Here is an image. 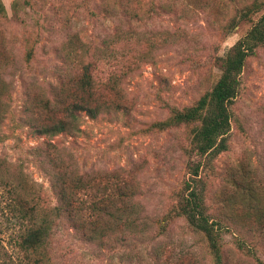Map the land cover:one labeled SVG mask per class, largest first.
<instances>
[{
  "label": "rangeland",
  "instance_id": "1",
  "mask_svg": "<svg viewBox=\"0 0 264 264\" xmlns=\"http://www.w3.org/2000/svg\"><path fill=\"white\" fill-rule=\"evenodd\" d=\"M2 2L7 15H0V264H30L19 243L58 203L49 173L50 161L58 155H65L78 173L124 170L151 220L163 217L187 178L191 135L185 126L166 131L148 127L211 91L221 74L216 58L225 56L258 21L264 0ZM118 28L123 29L120 35L129 34L119 43L127 44L132 59L142 58L124 84L125 110L97 120L82 115L70 134L35 135L30 100L37 93L53 97L69 75L63 42L77 34L94 53L103 41H116ZM109 54L98 61L101 71ZM205 170L211 212L236 201L240 221L251 222L253 206L264 205V47L247 60L241 75L229 148ZM251 227L224 234L226 264H258L247 249H238L237 240L247 242L251 251L259 248L264 261L260 231ZM57 230L52 264H162L153 254L160 240L174 254L191 249V256L201 249L183 220L169 237L139 246V253L88 246L64 220ZM198 254L211 264L207 254ZM173 261L180 264L177 257ZM185 264H195L194 259Z\"/></svg>",
  "mask_w": 264,
  "mask_h": 264
},
{
  "label": "trees",
  "instance_id": "2",
  "mask_svg": "<svg viewBox=\"0 0 264 264\" xmlns=\"http://www.w3.org/2000/svg\"><path fill=\"white\" fill-rule=\"evenodd\" d=\"M0 15H7L2 0ZM121 32L123 29L118 28L114 35L116 41H103L94 53L79 35L68 36L61 51L69 75L60 80L58 92L53 97L37 93L30 100L33 103L30 128L35 135L70 134L79 128L82 115L97 120L100 116L117 115L125 110L124 84L127 76L139 67L142 58L140 54L132 59L127 44L119 43L129 35H120ZM263 47L264 13L225 56L216 58L221 74L211 91L195 105L173 108L167 119L148 127L152 131H166L185 126L189 127L191 135L190 147L185 152L187 178L173 208L163 217L151 220L136 200L138 190L129 174L121 172L124 170L78 173L65 162V155L54 157L49 173L58 203L21 236L19 246L28 263H53V243L63 220L88 246L109 251L129 249L133 253H139L138 247L142 244L148 246L159 238L169 237L173 226L183 220L190 235L198 240L201 248L198 252L207 254L211 264H226L224 234L235 233L234 229L252 226L254 231H260H257L258 237L264 245V205L253 206L249 214L251 222L240 221L242 211L235 208L236 201L213 213L207 204V182L203 179L205 169L211 168L219 155L229 148L232 106L239 93L241 75L247 60ZM108 52L109 58L101 71L98 61ZM74 68L78 70L74 71ZM70 71L73 72L70 74ZM237 247L247 249L258 264H264L257 255L259 248L254 246L255 252L249 250L244 240H237ZM166 249L163 240L154 244L153 254L158 263L170 264L176 257L180 264L191 259L195 264L205 263V258L198 259L196 251L189 256L193 252L191 249L176 254Z\"/></svg>",
  "mask_w": 264,
  "mask_h": 264
}]
</instances>
